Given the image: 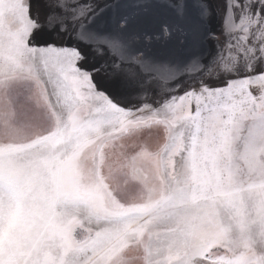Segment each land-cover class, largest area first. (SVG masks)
Masks as SVG:
<instances>
[{
    "label": "snow or ice",
    "instance_id": "6c2138e0",
    "mask_svg": "<svg viewBox=\"0 0 264 264\" xmlns=\"http://www.w3.org/2000/svg\"><path fill=\"white\" fill-rule=\"evenodd\" d=\"M45 6L41 23L31 0H0V264H264V0H226L213 82L158 106L154 81L179 92L204 66L209 34L185 5H111L113 30L86 0ZM157 10L175 42L151 53L137 29ZM42 30L63 43L37 45ZM81 44L117 59L82 67Z\"/></svg>",
    "mask_w": 264,
    "mask_h": 264
},
{
    "label": "rangeland",
    "instance_id": "374dc122",
    "mask_svg": "<svg viewBox=\"0 0 264 264\" xmlns=\"http://www.w3.org/2000/svg\"><path fill=\"white\" fill-rule=\"evenodd\" d=\"M97 6V9L104 8V12L101 14V23L105 30L117 29L116 20L113 18V13L109 6L120 3L123 5H129L135 2V0H86ZM171 3L177 2V0H169ZM179 2L185 5L190 17L197 22H203V29L209 34L204 43L197 49L203 59V67H197L193 70L191 77L185 76L181 78L180 83L182 87L179 92L169 93L165 91L167 88L173 87V82H164L156 80L153 83V87L149 92L148 103L158 106V104L168 95H179L184 90L190 87L192 84H198L201 79L206 83H212V77L219 72V64L209 67V60L215 53L217 44L224 49L225 59H227V49L225 47L228 40V36L225 34V15H226V0H179ZM202 9H206V12L202 13ZM130 9H121L125 11ZM31 12L33 17H38L41 23L44 22L47 8L45 6V0H31ZM168 19V14L165 10H157L156 15L153 18H149L146 21H142L138 26V31L148 32L153 35L151 41H143L141 46L145 47V50L151 53H162L168 47H171L175 38L164 36L161 32L162 25L165 20ZM215 37V38H213ZM46 41H53L57 44L63 43L54 34H49L47 30H42L36 33L35 43L37 45H43ZM81 51L88 57V60L82 65V67L99 66L102 62H107L109 65L113 63L117 58L109 53L108 49L104 46V55H97L92 51L91 46L78 45ZM127 67V65H123ZM111 71V69H109ZM136 71L139 73V69ZM97 82L109 92L114 98L120 100L124 106L133 107L139 106L142 101L134 98V94L125 89L118 78L110 77L105 74H101L97 77Z\"/></svg>",
    "mask_w": 264,
    "mask_h": 264
}]
</instances>
